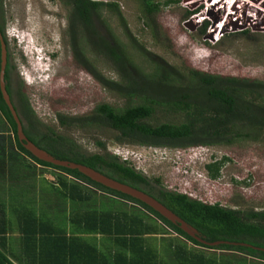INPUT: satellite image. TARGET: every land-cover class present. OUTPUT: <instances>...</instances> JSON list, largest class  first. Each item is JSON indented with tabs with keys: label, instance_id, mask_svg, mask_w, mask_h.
<instances>
[{
	"label": "trees",
	"instance_id": "1",
	"mask_svg": "<svg viewBox=\"0 0 264 264\" xmlns=\"http://www.w3.org/2000/svg\"><path fill=\"white\" fill-rule=\"evenodd\" d=\"M59 1L70 13L68 33L78 65L104 88L131 103L123 109L101 104L91 115L83 117L58 114V124L65 132L107 129L119 135L120 144L160 149L232 146L240 141H261L264 138V81L213 76L196 70L178 73L154 61L149 53L140 50L143 48L133 42L152 67V71L147 72L136 65L124 46L114 39L103 18V13L107 12L122 21L124 28L127 27L117 3ZM137 1L147 25L153 29H156L155 16L160 6L178 2ZM0 32L5 34L4 24L3 28L0 26ZM5 41L9 50L6 37ZM83 43L90 48L96 60L101 58L109 63L118 80L107 78L97 71L95 64L85 57ZM8 61H11V55ZM1 63L0 44V72ZM11 69L8 63L5 80L13 97L14 91L9 83ZM18 96V103L13 99L27 125L25 133L39 147L58 160L90 168L147 192L194 227L203 242L220 245L199 243L146 203L98 185L78 170L37 159L19 141L18 124L0 87V125L6 123L9 126L15 141L13 146L11 137H6V140L0 137V264H254L250 257L264 264V210L243 211L208 204L187 194L165 190L161 179L151 181L134 166L108 154L106 145L100 143L98 146L104 154L85 155L76 143L48 127L42 128V122L28 97L21 91ZM158 112L172 117L177 123L154 126L151 120ZM6 144L8 153L4 150ZM226 161L223 158L206 166L212 180L221 177ZM30 162L61 173L56 175L57 183H51L43 190L40 202L35 197V170L31 171L34 167ZM27 168L30 170L27 171ZM18 173L20 176H17ZM29 178H34V183L30 184ZM24 180L28 184L20 183ZM81 181L83 183L80 184ZM98 192L113 197V203H134L136 209L129 211L98 206ZM55 197L71 201L73 209L69 216L65 210H59L54 205ZM90 202L93 205L87 207ZM55 208L60 213H52ZM149 213L156 219L151 218ZM168 230L202 250L195 251L186 244L173 243L167 249L172 260L169 258V263L166 262L145 240L160 236L164 240L166 235H170ZM97 238L101 240L99 244ZM11 249L15 251H9ZM209 251L225 254L218 257L213 255L216 253L209 254ZM230 253L245 257H228Z\"/></svg>",
	"mask_w": 264,
	"mask_h": 264
},
{
	"label": "rangeland",
	"instance_id": "2",
	"mask_svg": "<svg viewBox=\"0 0 264 264\" xmlns=\"http://www.w3.org/2000/svg\"><path fill=\"white\" fill-rule=\"evenodd\" d=\"M92 1L118 4L119 12L127 24L126 28L115 15L104 12L103 18L114 39L124 46L135 64L147 72H151L152 67L140 50L178 73L186 74L190 70H196L213 76L264 81V0H241L249 3L247 17H258L259 21L255 23L244 21L246 15L227 18L225 23L226 6L224 11L223 4L212 6L215 0H205L202 4L200 2L203 0H178L177 3L163 4L155 16L156 29L147 25V19L137 0ZM1 11L0 22L5 26L9 55L14 67L12 88L15 100L19 102L20 91L28 97L42 122V128L48 127L76 143L80 152L88 156L104 154L98 144L106 145L108 154L123 162L127 161L151 181L161 179L165 190L187 194L208 204H220L243 211L264 210V138L261 141H240L232 146L160 149L120 144L119 135L112 130L97 128L84 132H65L61 129L58 114L83 117L91 115L101 104L123 109L131 103L104 88L78 65L68 33L70 13L59 0H1ZM194 14L198 16H193ZM203 19L206 20L205 24ZM220 26L222 30L218 33L217 28ZM133 42L143 49L138 50ZM82 46L85 57L95 64L99 73L118 80L109 63L101 58L96 60L90 48L85 43ZM151 123L157 126L176 124L177 121L158 112ZM12 134L6 123L0 125V137L3 136L2 140L11 137L14 146ZM5 146L4 150L8 153L9 148L7 144ZM223 158L227 161L221 177L212 180L206 166ZM32 166L34 169L31 171L35 170L37 185L35 197L40 202L43 190L49 184L57 183L56 175L61 173L34 163ZM68 178L72 180L71 177ZM34 180L29 178V183H34ZM20 183L28 184L25 180ZM20 186L25 187L23 184ZM97 197L98 206H113L129 211L136 209V205L128 201L113 203L114 198L102 192H98ZM54 205L59 210H65L67 216L73 209L70 200H59L57 197ZM91 205L92 202L86 204L87 207ZM59 210L55 208L52 213H60ZM148 215L156 219L151 213ZM168 231L170 235H166L164 240L162 236L145 240L166 262L169 263L171 257L167 249L173 243L181 246L186 244L195 251L202 250L173 231ZM100 241L97 238L98 244ZM211 253H216L213 255L218 257L225 254L209 251ZM227 256L245 257L235 253ZM249 260L251 263L261 264L257 259L250 257Z\"/></svg>",
	"mask_w": 264,
	"mask_h": 264
},
{
	"label": "water",
	"instance_id": "3",
	"mask_svg": "<svg viewBox=\"0 0 264 264\" xmlns=\"http://www.w3.org/2000/svg\"><path fill=\"white\" fill-rule=\"evenodd\" d=\"M0 44H1V61H2L1 72H0L1 92L3 94V97L7 105L9 106V108H11V111L15 117V120L18 124V135H19L18 138L26 150H28L31 154H33V156H35L37 159L43 162H47V163L53 164L54 166H58V167L78 170L84 177L88 178L89 180H91L92 182L98 185L101 184L102 186L108 189L129 195L135 199H138L146 203L147 205L152 207L156 212H158L162 217L172 222L173 224L178 225L181 228V231H183L186 235L198 241L199 243H202L204 245H209V246H219L220 245V243L207 244L203 242L199 238V234L195 230L194 227H192L187 222L182 220L180 217L174 214L165 205H163L160 201H158L156 198H154L147 192L140 190L138 188H135L131 185L119 182L115 179L108 178L104 176L103 174L95 170H92L90 168L74 164L73 162L58 160L54 158L49 152L42 149L36 143L31 141L25 133V124L22 120L21 115L19 114V110L17 109L14 99L11 93H9L7 90V81L5 80V76H6V69L9 63L8 61L9 50H8V46L5 41V37L4 35H2L1 32H0Z\"/></svg>",
	"mask_w": 264,
	"mask_h": 264
},
{
	"label": "built area",
	"instance_id": "4",
	"mask_svg": "<svg viewBox=\"0 0 264 264\" xmlns=\"http://www.w3.org/2000/svg\"><path fill=\"white\" fill-rule=\"evenodd\" d=\"M239 1H241V0H233L232 2H227V0H215L212 6L218 5V4H223L222 5V11H224L223 10L224 6H226V12H225V17H224L225 23H226V21H228V19L230 17H237V16L238 17H241V16L245 17V15H246V18L243 19L244 21H246V22L252 21L253 23H255L256 21L258 22L259 21L258 17L257 18H254L253 16L247 17V15H249L247 13V11H249L247 9V5H249V3L243 2L244 0L241 2H239ZM237 4H240V6H237ZM193 16H198V15L194 14ZM205 22H206V20L203 19V23H205ZM242 25H244V24H242ZM217 30L219 33L222 30V26L218 27Z\"/></svg>",
	"mask_w": 264,
	"mask_h": 264
},
{
	"label": "flooded vegetation",
	"instance_id": "5",
	"mask_svg": "<svg viewBox=\"0 0 264 264\" xmlns=\"http://www.w3.org/2000/svg\"><path fill=\"white\" fill-rule=\"evenodd\" d=\"M0 26L3 28V24L0 22ZM5 27V26H4ZM4 33H5V28H4ZM5 35V37H6V34H4ZM7 38V37H6ZM9 64H11V66H12V72H11V75H9V83H11V85H13V82H12V80H13V70H14V67H13V65H12V61H9ZM13 97L15 98V96H14V94H13ZM27 127V125L25 124V128Z\"/></svg>",
	"mask_w": 264,
	"mask_h": 264
},
{
	"label": "clouds",
	"instance_id": "6",
	"mask_svg": "<svg viewBox=\"0 0 264 264\" xmlns=\"http://www.w3.org/2000/svg\"><path fill=\"white\" fill-rule=\"evenodd\" d=\"M205 24V23H204ZM127 162V161H126Z\"/></svg>",
	"mask_w": 264,
	"mask_h": 264
}]
</instances>
